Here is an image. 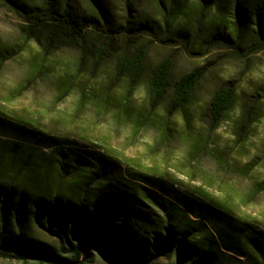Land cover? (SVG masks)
<instances>
[{
	"label": "trees",
	"instance_id": "1",
	"mask_svg": "<svg viewBox=\"0 0 264 264\" xmlns=\"http://www.w3.org/2000/svg\"><path fill=\"white\" fill-rule=\"evenodd\" d=\"M5 1L46 54L64 43L78 49L82 59L91 54L100 62L127 33L130 40L148 35L162 46L180 45L196 54L219 43L236 54L264 49V0H196L200 25L195 34L193 17L181 9L183 0H150L149 10L129 14L119 27L109 25L104 0H88L85 14L77 0ZM214 10L224 20L206 26ZM91 27L99 35L90 41ZM115 59L118 78L130 88L148 72L151 108L166 102L173 115H186L206 72L196 67L172 80V58L148 68L142 47L124 48ZM238 88L228 82L212 95L204 119L213 131L232 110ZM254 109L250 105L237 119L242 142L244 129L256 120ZM0 127L15 135L0 137V258L85 264L92 262V246L118 264H234V254L264 264V231L235 220L225 202L209 198L200 187L190 191L162 175L127 172L115 156L81 149L75 140L24 119L0 118ZM205 144L199 139L195 146ZM256 189L264 190V181ZM164 258L172 261L164 263Z\"/></svg>",
	"mask_w": 264,
	"mask_h": 264
},
{
	"label": "rangeland",
	"instance_id": "2",
	"mask_svg": "<svg viewBox=\"0 0 264 264\" xmlns=\"http://www.w3.org/2000/svg\"><path fill=\"white\" fill-rule=\"evenodd\" d=\"M77 1L81 13H87L88 0ZM104 1L109 25L114 27L129 14L150 7V0H134L130 5L124 0ZM196 4V0H183L181 5L193 17L192 33L200 25ZM222 16L214 10L206 26L221 22ZM22 23L20 14L0 0V118L24 119L40 130L75 140L81 149L111 154L127 172L162 175L190 191L200 187L209 198L225 202L235 220H248L253 229L264 231V190L256 189L264 181V49L236 54L219 43L206 54H196L180 45L162 46L148 35L130 40L127 33L115 50L96 62L91 54L82 59L78 49L64 43L44 53L27 37ZM88 35L91 41L99 34L91 27ZM197 41L192 36L195 47L200 45ZM127 47L145 48L148 68L172 58V80L196 67H206L186 115L171 114L166 102L158 109L151 108L148 72L135 88L118 78L115 54ZM228 82L239 86L238 92L232 110L213 131L204 119L207 107L217 89ZM250 105H255L256 120L244 129L246 140L242 142L237 119ZM0 137L15 135L0 127ZM199 139L206 141L205 146H195ZM47 237L54 242L45 234ZM89 251L93 259L85 264H118L92 246ZM234 257V264L257 263L251 257ZM53 263L62 264H45ZM0 264H22V260L0 258Z\"/></svg>",
	"mask_w": 264,
	"mask_h": 264
}]
</instances>
